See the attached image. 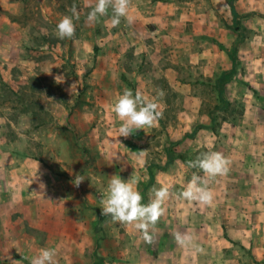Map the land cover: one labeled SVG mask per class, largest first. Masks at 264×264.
I'll use <instances>...</instances> for the list:
<instances>
[{"label":"rangeland","instance_id":"1","mask_svg":"<svg viewBox=\"0 0 264 264\" xmlns=\"http://www.w3.org/2000/svg\"><path fill=\"white\" fill-rule=\"evenodd\" d=\"M18 1L21 26L33 40L28 46L35 52L30 75L33 86L12 88L0 69V111L26 106L28 99L40 114L47 106L42 103L44 96L58 95L64 100L62 110L67 111L68 123L56 130L67 140H62L68 145L67 155L78 162L75 165L66 159L62 165L83 177L81 195L70 191L72 172L66 170L61 175L67 180L69 202L73 203L68 206L77 209V220L81 218L89 226L82 247L85 264H264V0H232L238 17L231 0H156L171 5V19L162 25L156 48L128 51L123 77L129 83L126 89L133 94L139 90L158 103L161 116L154 127L129 135L131 140L119 139L118 148L111 144L109 131L99 130L107 120L97 117L102 107L96 103V88L89 83L91 71L78 70L79 65L88 67L99 57L108 58L99 54L100 41L124 31V25L111 24V8L98 21L88 22L95 5L91 0ZM73 6L79 14L78 20L73 17L75 35L59 39L56 26L63 16H72ZM77 39H83L82 47L74 54ZM15 75L9 73L11 78ZM221 75L229 79L224 97L217 89ZM57 77L67 81V86L59 87ZM161 90L163 96L158 95ZM43 121L46 119L40 115L35 124ZM12 122L23 125L20 118H0V128L5 125L0 141L14 136ZM197 125L206 128L192 139H183ZM147 130L151 131L148 137ZM101 134L107 136L108 144L101 142ZM52 140L57 143L54 136ZM212 151L230 161L227 174L209 178L212 204L181 198L179 193L194 173L204 176L187 162ZM133 174L144 203L149 202L154 185L170 191L164 215L150 229L151 243L134 226L114 223L101 214L110 177L128 180ZM258 204L261 213L256 216L251 208ZM205 212H209L210 221L202 223L199 213ZM176 232L191 235L193 243L179 246ZM52 249L57 264H63L60 254L75 253L77 248Z\"/></svg>","mask_w":264,"mask_h":264},{"label":"crops","instance_id":"2","mask_svg":"<svg viewBox=\"0 0 264 264\" xmlns=\"http://www.w3.org/2000/svg\"><path fill=\"white\" fill-rule=\"evenodd\" d=\"M170 6L156 0H131L130 14L134 17V22L128 24L122 18L120 24L124 25V31L120 30L111 34L107 40L100 41L99 54L108 58L99 57L95 65L88 67L79 65V73L84 70L91 71L92 80L89 83L99 94L96 103L102 108L97 117L107 120L106 125H103L102 129L99 127V130L109 131L113 140L111 144L117 145V148L119 139L129 138L120 136L119 131L117 132L122 122L112 110L116 99L129 85L123 77L127 70L126 55L129 50L139 53L140 49L156 48L162 25L171 19ZM19 8L18 0H0V69L6 76L5 82L12 88L25 86L30 88L33 86L30 75L35 68L33 59L35 52L28 48L33 40L31 41L28 29L21 26ZM151 24L155 27H150ZM145 39H152L155 42H147ZM81 40L77 39L74 54L81 51ZM64 51L67 52V48ZM12 71L16 73L14 78L9 77ZM59 82V87L67 86V81L60 79ZM75 82L78 84V80ZM27 102L30 103L28 99ZM28 103L21 108H13L11 112L7 109L5 112L0 111L2 119L11 117L23 120L22 127L19 123L12 122L11 130L14 136L11 139H7V136L2 137L0 141V264H30V259L37 255L41 248L69 245L77 248L75 253L60 254V262L88 263L82 254V247L85 241L84 234L89 232V226L84 225L81 218L80 221L77 220V209L68 206L73 203L69 202L67 180L61 175L66 170L72 172L66 169L62 162L66 159L75 165L78 162L67 155L68 145L62 143V140H67L62 138L59 130H56L67 122V111L62 110L65 102L58 95L54 98L50 95L44 96L42 103L47 106L40 114H37ZM52 103L61 110L53 109ZM48 104H51V108ZM40 115L45 117L46 121L35 124V119ZM4 130L5 125H2L0 133ZM145 132V136L151 135L150 130ZM37 134L42 137L38 138ZM52 136L56 138L57 143L53 142ZM99 137L101 142L108 144L106 135L101 134ZM37 139L40 142H37ZM126 142L124 144L129 145L130 141ZM103 147L101 143L99 149L103 151ZM127 152L131 154V149L127 148ZM57 167L63 168L57 170ZM70 174L73 176L70 191L75 195L78 193L81 195L82 188L76 187L73 183L77 170ZM258 206L259 204L251 208L256 216L261 213L258 212ZM208 213H199L202 223L210 221ZM189 215L192 216L194 213L189 212ZM197 215L196 213L194 216Z\"/></svg>","mask_w":264,"mask_h":264},{"label":"clouds","instance_id":"3","mask_svg":"<svg viewBox=\"0 0 264 264\" xmlns=\"http://www.w3.org/2000/svg\"><path fill=\"white\" fill-rule=\"evenodd\" d=\"M130 7L131 0H96L94 7L88 13L87 21H98L100 17L107 15L111 8L113 26H118L122 18L128 24H132L134 17L130 14ZM73 17L79 19L75 6L72 8V16H63L56 26L59 39L74 37L76 25ZM56 82L60 83L58 77ZM158 95L163 96V91L158 92ZM158 107V103L149 100L139 90L133 94L131 89H125L112 106L113 112L122 122L119 129L120 136L128 137L136 130L154 127L161 116ZM229 163L230 161L222 153L216 151L203 152L195 160L188 161L189 168L202 170L204 176L201 177L194 173L179 196L202 205H211L214 196L208 187L209 178L227 174ZM83 180L82 176L77 175L73 183L79 187ZM137 183L134 174L128 180L122 179L119 175L111 176L101 200V214L104 217H111L114 223L134 226L142 233L143 239L151 243L150 229L164 215L166 211L164 204L169 199L170 191L167 187L157 188L154 185L150 189L149 202L144 203L143 194L138 190ZM174 238L181 247L193 243V237L187 233L176 232ZM56 255L55 249L41 248L38 254L30 259V264H57Z\"/></svg>","mask_w":264,"mask_h":264},{"label":"trees","instance_id":"4","mask_svg":"<svg viewBox=\"0 0 264 264\" xmlns=\"http://www.w3.org/2000/svg\"><path fill=\"white\" fill-rule=\"evenodd\" d=\"M230 4H231L232 10H233V12L235 14V17H238L237 14H236L234 3H233L232 0H231ZM228 81H229V79L225 75H221V77L218 79L217 89H218V92H219L221 97L225 96V86L227 85ZM205 128H206V126H204V125H197L195 127V130L193 132H191V133H186L184 135L183 139H192V138H194L196 136L198 131H200L202 129H205Z\"/></svg>","mask_w":264,"mask_h":264}]
</instances>
